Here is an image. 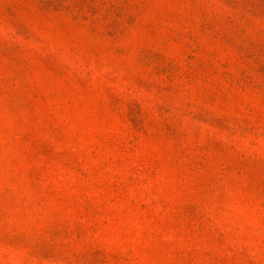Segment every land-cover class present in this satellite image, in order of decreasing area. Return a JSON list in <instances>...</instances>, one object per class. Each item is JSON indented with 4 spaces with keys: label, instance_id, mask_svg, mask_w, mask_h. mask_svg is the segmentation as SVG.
Listing matches in <instances>:
<instances>
[{
    "label": "rangeland",
    "instance_id": "374dc122",
    "mask_svg": "<svg viewBox=\"0 0 264 264\" xmlns=\"http://www.w3.org/2000/svg\"><path fill=\"white\" fill-rule=\"evenodd\" d=\"M0 264H264V0H0Z\"/></svg>",
    "mask_w": 264,
    "mask_h": 264
}]
</instances>
